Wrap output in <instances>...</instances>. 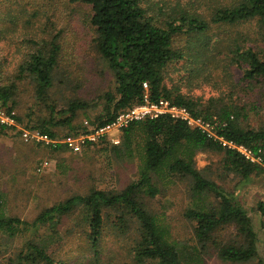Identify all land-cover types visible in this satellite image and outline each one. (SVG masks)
<instances>
[{"label":"trees","instance_id":"16d2710c","mask_svg":"<svg viewBox=\"0 0 264 264\" xmlns=\"http://www.w3.org/2000/svg\"><path fill=\"white\" fill-rule=\"evenodd\" d=\"M11 1H0V42L17 34L20 43L13 67L0 47V110L6 117L20 124L26 117V130L54 140L58 138V128H68L65 138L108 126L119 113L143 104L147 96L150 102L164 100L185 108L193 119L208 124L214 137L168 114L133 121L120 129L119 144L110 147L118 160L135 161V178L124 188L107 191L92 187L83 195L44 209L31 222L5 215L0 194V237L7 241L24 239L5 264H64L52 248L58 243L62 220L75 215L79 218L76 226L94 260L101 253L106 229L130 240L129 256L134 264H204L211 252L231 263L259 258L256 233L247 211L231 193L196 168L195 156L204 152L220 154L222 167L228 173L247 179L263 172L262 166L222 146L219 139L245 147L264 161V128L244 129L236 108L220 106L217 100L202 102L192 98L169 87L168 80L169 71L188 60L194 38L198 40L211 27L253 25L263 44L260 47L252 44L258 41L255 35L249 40L252 43H246L250 32L245 37L237 32L235 38H222L226 45L222 39L212 45L217 54L226 46L225 65L239 71L242 82H264V0H201L208 3L207 12L199 13L185 0H67L68 5L89 7L86 24L93 34L95 53L113 78V91L99 98L101 110L89 119L88 127L80 129L72 123L77 113L90 108L91 103L72 97L59 107L50 96V91L67 87L73 75L61 66L66 41L64 26L53 22L56 0H40L33 12L19 4L16 11L18 0ZM4 3L8 7H3ZM21 19L23 29L19 31ZM34 19H44L47 25L44 22L42 32L30 35L26 30ZM198 45L199 40L196 48ZM217 61L216 66L223 62ZM25 84L32 88L35 103L47 112L46 119L32 121L33 111L24 117L14 114L19 105L17 96L26 91ZM12 128L0 123V136ZM61 148L68 149L59 144L53 150ZM179 182L185 183L190 192V206L182 213L192 225L189 242L172 236L164 212L148 208L167 185ZM256 212L264 218L262 203L257 204ZM230 227L235 233L225 240L221 232ZM258 264H262L260 259Z\"/></svg>","mask_w":264,"mask_h":264},{"label":"rangeland","instance_id":"374dc122","mask_svg":"<svg viewBox=\"0 0 264 264\" xmlns=\"http://www.w3.org/2000/svg\"><path fill=\"white\" fill-rule=\"evenodd\" d=\"M40 2V0H18L14 8L19 11L18 8L23 6L28 12H33ZM184 2L188 6L191 4V8L196 9L197 13L207 12V2L206 4L201 0ZM55 3L53 22L57 26L60 25L59 27L64 26L66 41L61 66L71 70L73 75H70L67 87L62 86L50 91V96L59 107L72 97L91 103L90 108L77 113L72 123L75 128L80 129L81 126L88 127L89 119L101 110L102 101L99 98L106 92L113 91V78L95 53L92 43L93 34L86 24L89 7L68 5L67 0H56ZM5 6L8 7L4 3L3 7ZM18 21V30L21 31L24 20ZM45 21L34 19L26 33L34 35L36 32H42L40 27L41 24L44 26ZM49 29L51 28L48 26ZM252 31H254L253 25L211 27L198 39V48H196L198 40L194 38V46L191 45L187 52L188 60L182 61L176 65L175 70L169 71L168 86L178 88L181 93L202 102L217 100L220 106L236 108L239 113V124L244 129L264 128V82H242V74L225 65L226 46L225 49L220 48V54H217L218 50L212 45L218 39L235 38L234 34L237 32L243 33L244 37L250 32L248 40H245L246 43H252L249 40H253L255 35L258 41L252 44L262 46L257 31L254 33ZM13 36L0 42V47L8 55V62L12 67L13 62L17 60L15 51L18 53L17 49L20 47L18 35ZM224 41L226 45V40ZM214 54L216 56H213ZM221 59L223 62L216 66L217 60ZM25 85L26 91L17 96L19 105L14 114L24 117L27 112L33 111L32 121L46 119L47 112L35 103L32 88L28 84ZM26 121L25 117L21 124L13 122L10 126L13 128L6 130L5 134L0 136V194L3 195L5 215L31 222L44 209L74 195H83L92 187L107 191L120 190L135 178V161L118 160L115 153L110 150L112 146L110 139L113 137L119 139L120 132L111 131L110 137L101 142V145L85 146L79 152L65 148L53 150L54 148L43 142L23 140L21 134L26 130L24 127ZM56 132L58 138L54 140L58 141L69 134L66 127L58 128ZM103 148L108 149L102 150ZM262 155L264 158V151ZM221 158L222 156L217 153H199L195 156L196 168L231 193L247 211L256 233L259 258L246 263H231L219 259L211 252L210 256L205 258L204 264H258L259 259L264 264V218L256 212L258 203L264 205V161L259 163L263 172L241 180L222 167ZM189 195L185 183L169 184L156 199L150 201L148 206L156 213L164 212L167 223H170L172 236L187 242L191 240L192 225L182 217V213L190 206ZM78 220L77 215L70 216L63 219L58 227L60 237L52 250L64 264H134L129 256L130 240L115 236L107 229L99 258L94 260L89 253L86 240L80 235L76 226ZM234 233L233 227H230L221 232V236L228 240L233 238ZM23 241V238L7 241L4 237H0V264H5V259L12 252H16V248L20 247Z\"/></svg>","mask_w":264,"mask_h":264},{"label":"built area","instance_id":"2783aa9c","mask_svg":"<svg viewBox=\"0 0 264 264\" xmlns=\"http://www.w3.org/2000/svg\"><path fill=\"white\" fill-rule=\"evenodd\" d=\"M146 89V85H143ZM168 114L172 118H178L185 122L190 127H196L201 129L203 132L207 133L209 136L214 137L212 128L208 124L203 123L200 119H193L188 111L185 108L176 107L170 104L168 101L160 100L158 102H150L147 99V96H144L143 104L139 106L132 107L119 113L114 122L108 126L93 129L89 133L80 134L78 136L65 137L61 141L49 139L47 136L39 134L38 131H22L21 137L24 141H36L43 142L48 144L52 148H56L59 144H64L70 151L79 152L87 144H97L104 142L108 137H110L111 131H116L117 133L120 129L126 127L129 123L133 121H140L146 118H157L160 115ZM13 120L6 117L5 114L0 110V123L7 126L13 124ZM222 143V146H225L229 149L236 150L240 155H242L246 160L259 164L262 162L261 157H254L251 151L242 146H236L232 143L225 142L222 139H219ZM112 145H118L119 139L116 137L110 139Z\"/></svg>","mask_w":264,"mask_h":264}]
</instances>
